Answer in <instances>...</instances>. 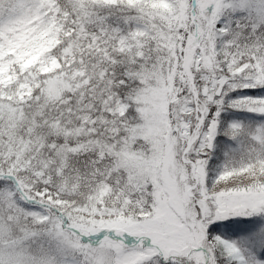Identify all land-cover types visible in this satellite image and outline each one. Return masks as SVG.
Returning a JSON list of instances; mask_svg holds the SVG:
<instances>
[{"label":"snow or ice","instance_id":"1","mask_svg":"<svg viewBox=\"0 0 264 264\" xmlns=\"http://www.w3.org/2000/svg\"><path fill=\"white\" fill-rule=\"evenodd\" d=\"M0 264H264V0H0Z\"/></svg>","mask_w":264,"mask_h":264}]
</instances>
